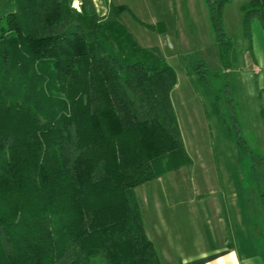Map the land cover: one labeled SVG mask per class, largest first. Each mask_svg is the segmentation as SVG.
I'll use <instances>...</instances> for the list:
<instances>
[{
  "label": "trees",
  "instance_id": "16d2710c",
  "mask_svg": "<svg viewBox=\"0 0 264 264\" xmlns=\"http://www.w3.org/2000/svg\"><path fill=\"white\" fill-rule=\"evenodd\" d=\"M13 1L0 22V264H162L135 188L191 163L170 97L173 68L119 21L125 5L102 18L70 0ZM230 2L203 0L225 81L237 61L223 24ZM240 8L251 51V23L264 29V7ZM233 121L264 185V154Z\"/></svg>",
  "mask_w": 264,
  "mask_h": 264
},
{
  "label": "rangeland",
  "instance_id": "374dc122",
  "mask_svg": "<svg viewBox=\"0 0 264 264\" xmlns=\"http://www.w3.org/2000/svg\"><path fill=\"white\" fill-rule=\"evenodd\" d=\"M121 1L131 8L130 13L124 11L127 16L124 25L134 39L143 47L157 49L176 74V84L170 97L184 151L191 163L176 169L172 176L157 186L204 190L209 182L217 190L243 189V199H246L243 202L246 204L249 199L248 207H252L255 213V217L251 214L252 219L259 226L261 237L257 239V246L262 255L264 233L257 187L264 189L263 179L259 177L256 180L251 170L250 154L236 144L233 121L234 115L239 128V120L247 121L248 129L244 132L240 129L241 137L251 151L264 154L263 139H258L251 131L256 120L261 118L257 111V102H260L258 78L254 76L251 64L249 75L229 72L225 81L202 0ZM147 25L157 26L151 29ZM161 27L163 31H157ZM227 90H231L230 93ZM235 96L240 101L239 107Z\"/></svg>",
  "mask_w": 264,
  "mask_h": 264
},
{
  "label": "crops",
  "instance_id": "0c3cea01",
  "mask_svg": "<svg viewBox=\"0 0 264 264\" xmlns=\"http://www.w3.org/2000/svg\"><path fill=\"white\" fill-rule=\"evenodd\" d=\"M70 2L76 10L86 5L102 18L108 16L111 6L125 5L130 8L121 0H70ZM247 2L258 3L264 7V0H232L223 7V24L226 32L234 37L237 53V63L230 73L249 75L251 71L248 67L251 64L254 76L258 78L260 102H257L259 105L257 111L261 118L256 120V125L251 131L264 141V29L259 20L251 23V51H248L243 37V13L240 8ZM13 10V0H0V22ZM125 13L122 12L119 16L123 24L124 18L127 17ZM238 41L240 45L237 48ZM234 99L238 100L239 107L238 97L235 96ZM239 124L243 132L247 131V121L239 120ZM175 172L176 170L171 171L135 188L145 233L153 244L160 262L264 264V253L260 255L258 240L248 223V205L243 202L246 201L243 199V189L217 190L212 188L209 182L204 190L195 187L188 189L157 186V183H163Z\"/></svg>",
  "mask_w": 264,
  "mask_h": 264
}]
</instances>
